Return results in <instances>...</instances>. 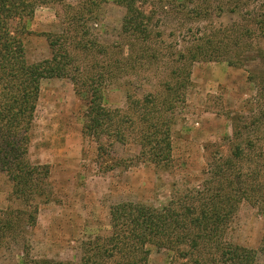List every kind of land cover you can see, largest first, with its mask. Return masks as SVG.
<instances>
[{
	"label": "trees",
	"instance_id": "1",
	"mask_svg": "<svg viewBox=\"0 0 264 264\" xmlns=\"http://www.w3.org/2000/svg\"><path fill=\"white\" fill-rule=\"evenodd\" d=\"M114 1L126 10L120 34L127 43L104 47L99 40L90 41L84 33L75 32L87 21L97 24L101 19L102 0H77L75 5L64 3L70 9V26L61 33L47 34L50 57L30 61L25 44L32 33L28 21L38 7L65 0H0V171L11 181V200L17 203L0 215V252L22 242L20 264H54L34 257L26 237L28 229L36 225L40 203L49 200L50 166L33 163L29 156L44 79L69 78L75 92L86 97L83 131L99 142L100 154L104 140L124 144L133 132L140 145L138 157L166 165L172 154L170 124L166 121L184 101L193 63L222 59L231 47L237 48L239 57L252 49L254 36L260 33L264 37V0L231 1L228 10L238 13L248 25L235 21L228 28L214 19L226 12L225 6L214 9L204 0V35L184 50L170 51L175 65L162 82V90L141 98L130 93L129 110L113 109L104 103L108 78H116L124 64L133 69L162 56L154 39L162 31H156L152 12L138 0ZM251 4L256 5L251 8ZM243 7L247 9L243 11ZM116 47L119 51H114L117 56L111 60L95 61L89 67L78 63V52L107 56ZM257 55L262 62L259 76L263 77L264 48L260 47ZM226 60L229 64L240 62L237 57ZM233 134L237 139L241 132L234 129ZM262 144L259 136L232 144L229 155L221 153L208 163L203 187L176 193L164 205L133 200L113 204L109 236L104 242H82L80 264H149L152 246L166 249L178 264H254L256 250L228 240L227 232L243 201L264 209Z\"/></svg>",
	"mask_w": 264,
	"mask_h": 264
},
{
	"label": "rangeland",
	"instance_id": "2",
	"mask_svg": "<svg viewBox=\"0 0 264 264\" xmlns=\"http://www.w3.org/2000/svg\"><path fill=\"white\" fill-rule=\"evenodd\" d=\"M76 1L37 8L28 21L32 33L25 39L30 61L50 57L47 34L61 33L70 26V9L65 4L75 5ZM138 1L154 15L156 31H162L154 36L162 56L133 69L124 64L127 70L118 72L116 78H108L103 89L104 103L113 109L129 110L130 93L141 98L148 92L161 91L162 82L175 65L170 51L184 50L204 35V0ZM231 1L234 0H208L214 9L225 6L226 12L214 17L217 24H222V28L235 21L248 25L238 13L228 10L233 5ZM256 4H251V8ZM246 9L243 7V11ZM99 11V23L87 21L75 32L84 33L90 41L99 40L104 47L127 43L120 34L125 8L114 0H102ZM252 44V49L239 57L237 48L231 47L222 59L193 63L184 101L166 121L172 142L171 160L166 165L158 166L138 157L140 145L133 132H129V141L124 144L104 140L100 154L99 142L83 131L86 97L75 92L69 78L44 79L29 156L33 163L50 166L49 200L40 203L36 225L26 233L32 255L54 264H80L82 242H104L109 236L113 204L133 200L164 205L176 193L203 187L208 163L221 153L229 155L232 144L259 136L264 149V75L259 76L262 62L257 55V50L264 48V37L259 33ZM167 45L174 48L165 49ZM114 51H119V47L107 56L78 52V63L89 67L95 61L105 62L117 56ZM235 57L240 59L237 64L226 60ZM252 75L256 78L252 79ZM234 129L241 132L237 139ZM11 192V181L0 171V215L9 206H17L11 200ZM227 239L256 250L254 264H264V209L243 201L229 225ZM21 245L22 242L1 250L0 264H20ZM171 257L166 249L152 246L149 264H178L179 260Z\"/></svg>",
	"mask_w": 264,
	"mask_h": 264
}]
</instances>
